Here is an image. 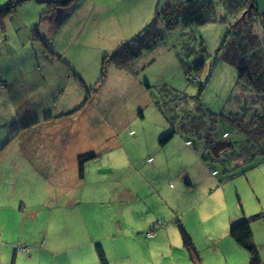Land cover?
<instances>
[{"label":"rangeland","instance_id":"rangeland-1","mask_svg":"<svg viewBox=\"0 0 264 264\" xmlns=\"http://www.w3.org/2000/svg\"><path fill=\"white\" fill-rule=\"evenodd\" d=\"M8 1L17 2L0 0V7ZM214 1L212 20L201 26L183 27L182 15L169 30L158 22L160 40L154 48L143 50L125 73L131 76L132 82L140 84L137 87L121 77L124 73L112 57L131 43L135 35L151 26L163 0H22L18 5L9 6V15L5 14L0 25V162L7 153L16 155L17 149H22L18 146L26 139L28 128L27 123H20V117L30 119L43 108L45 112L55 110V102L57 108L64 105V96L60 93L67 84L61 86L58 82L69 75L81 81L95 109H106L110 113V122L116 120L119 109H126V118L129 114L140 117L142 113L146 115L144 124L155 122L158 127H169L160 131L158 141L171 130L158 104L164 110L181 104L189 113V131L176 130L173 140L159 144L160 148L155 146L170 159L173 151L181 148L179 141L190 150L181 148L182 156L177 155L168 163L169 169L164 162L145 158L136 147L138 161L133 157L129 162L124 161L122 180L116 184V188L130 189L136 195L125 194L119 201L120 195L108 188L114 185L112 183L101 192L95 191V209L112 214L113 209L122 206L127 211L132 204L155 222L149 233L147 230L137 235L136 242L122 243L127 256L124 262L107 259L108 264H249V252L245 249L226 258L225 249L232 239L228 234L221 236L224 227L219 224L218 211L224 205H232L239 216L242 210L246 216L249 210L254 211L252 215L264 214V157L254 159L247 153L243 159L230 151L226 155L227 151L220 149V160L209 165L200 158L198 144L193 143L199 141L207 153H211L213 146L238 138L237 127L228 122L229 119L235 125H244L254 109H260L259 104L252 105L254 98L250 93L242 94L237 81L239 68L222 58L225 48L220 44L229 21L223 22L221 3ZM201 47L205 52H200L204 55L198 61L203 64L197 73L195 56L188 55L187 51H198ZM189 67L190 75L197 74L199 82L188 81ZM138 87H142L149 98L143 105H136ZM69 90L65 91V96ZM171 92L179 93V97ZM120 93H124L123 98L113 96ZM246 106L248 114L242 115L241 109ZM167 113L168 119L173 117L170 111ZM172 123H181V118L173 119ZM128 124L135 132L136 123L132 125L128 121ZM39 132L40 126L28 133L37 135ZM134 132L128 135L134 138ZM8 140L11 142L6 146ZM146 153H150V148ZM179 173L183 175L178 177ZM172 174L174 178L170 179ZM3 213V240L14 239L15 242L0 241V247L1 243L10 245L0 264H11L13 249L20 245L19 239L41 237L40 226L45 218L41 212L36 229L27 223L21 228L22 219L10 207ZM259 220L264 223L263 218L256 221ZM179 224L193 235L190 237L193 250L182 245ZM263 230V225L255 228L259 245ZM155 234L158 235L151 242L148 238ZM70 255L73 256L72 251H68L67 256L60 253L42 260V264H73L76 259H68ZM194 257H198V261ZM37 258L35 255L29 261L18 256L14 264H38Z\"/></svg>","mask_w":264,"mask_h":264},{"label":"crops","instance_id":"crops-1","mask_svg":"<svg viewBox=\"0 0 264 264\" xmlns=\"http://www.w3.org/2000/svg\"><path fill=\"white\" fill-rule=\"evenodd\" d=\"M256 1L261 6L257 5V7L264 10V0ZM119 70L124 73L123 76L120 74L124 80L130 81L135 87L140 86L133 77L135 82L130 80L131 76H126L127 70L121 68ZM58 83L61 86L67 84L60 93L62 97L64 96L62 100L64 105L57 108V102H55V110L45 112L43 108L40 113L33 115L30 119L20 117V123H27L28 132L39 126L40 132L37 135L27 132L22 146H18L22 148L17 149L18 154L7 153L2 156L3 159L0 162V241L15 242L14 239L13 241L3 240V210L10 207V210L22 219L21 228L27 223L34 229L38 227V217L42 212L45 219L40 226L41 237L38 236V240L32 238V242L28 241L32 239L24 236L19 239L20 245H16L14 259L21 256L22 259L31 261L35 255H38V264H42V260L46 261L49 257H55L60 253H66L67 256V252L72 251L73 256H68V259H76V262L71 261L73 264H99L95 247L100 244L108 261L121 260L124 262L123 259L127 256L122 243L128 240L136 242L137 235L147 230L149 233L155 222L147 218L138 206L134 208L132 204L129 210H123L120 206L113 209L112 214L104 212V209H95L96 201L93 198L95 191L101 192L112 183L114 185L108 188L114 189L115 195H120L119 201L125 194L132 197L136 195L130 189L116 188V184L122 180L124 161L129 162L132 157L134 161H138L136 147H139L140 153L145 158L148 156L164 162L167 169L170 167L168 163L177 155H179L178 158L182 156L181 148L190 150L183 141H179L181 148L173 151L170 159L155 149V146L160 148V140L157 139L160 131L164 128V132L169 127H158L155 122L144 124L146 115L142 113L140 117L129 114L126 118V109H119L117 122L116 120L110 122V113H107L106 109H95L89 103L90 98L84 95L85 90L82 89L81 81L75 75H69V78ZM67 89L70 90L65 96ZM138 89L136 105H143L149 101V98L142 87ZM113 96L123 98L124 93ZM117 108H122V106ZM128 121H131L132 125L136 123L135 132ZM128 132H134V138H131ZM23 133L26 132L23 131ZM10 142L8 140L6 146H9ZM149 148L150 153H146ZM91 152L96 153L97 157L84 163L81 177L77 158L79 155ZM182 175L183 173H179L178 177ZM172 178L174 174L170 179ZM165 184L168 187V183ZM239 206L242 210V206ZM252 212L254 211L249 210V215L246 216L242 210V215L239 216L235 207L232 209V205L222 206L218 211L221 219L219 224L222 223L224 227L221 236L228 234L230 237L228 228L234 222L248 218ZM145 218L147 219L144 220ZM258 225L264 226V223L260 220L253 222L251 232L260 262H264V237L261 238L260 245L257 243L259 240L256 239L255 228ZM157 235H152L148 239L152 242ZM191 235L189 232L192 238L193 235ZM18 246L27 248V251L20 250ZM8 249L10 245L1 243L0 260ZM240 249L243 248L232 240V243L227 244L225 249L226 258L232 257V253L237 254ZM228 253L231 255L227 256Z\"/></svg>","mask_w":264,"mask_h":264},{"label":"trees","instance_id":"trees-1","mask_svg":"<svg viewBox=\"0 0 264 264\" xmlns=\"http://www.w3.org/2000/svg\"><path fill=\"white\" fill-rule=\"evenodd\" d=\"M22 0L7 2L4 7H0V25L3 24L5 17L8 14L9 6L18 5ZM221 8L224 10L223 22H228L223 39L220 46H224L222 58L230 65L239 68L238 84L242 91V94L247 96L249 93L253 96L252 105L259 104L260 109H254L251 111L252 116L246 123L235 125L230 119L232 125L237 127L238 138L231 142L224 144H218L212 147V152L207 153L205 148L197 140L193 143L198 144L200 158L203 162H209L207 164L213 165L217 163L220 158L218 152L222 149V152L227 151L226 155L234 153L236 156L246 159V154L249 153L251 158L264 157V10H260L257 7L256 0H219ZM216 3L214 0H163L162 6L157 8L155 12V20L152 21L150 27L144 31L135 35L131 43L124 46V48L114 55L113 60L116 66L121 69L129 70L131 65L141 56L143 50H150L155 47L156 43L160 40V32L157 31L158 22H162L169 30L176 23H178V16L180 18L183 27H197L212 20L210 14L213 13V8ZM160 5V4H159ZM211 8V10H210ZM6 13H3L4 11ZM185 11L180 13V11ZM9 15V14H8ZM214 21V20H213ZM228 39V41H227ZM201 50V51H200ZM200 50L194 51L188 49V55L195 56L194 60L197 63L196 72L198 73L199 67L203 62H200L202 56L200 52H205V48L201 47ZM187 72V76L191 74V67ZM103 76V74H101ZM199 76L195 74V77ZM189 81V80H188ZM199 82V78L195 80ZM190 80V82H195ZM88 97L89 92L85 90ZM171 95L178 96L179 93H170ZM249 94V95H250ZM158 104V102H157ZM158 107L165 116L167 122L171 126L170 132L160 140V144L167 143L168 140L176 133V130H180L183 133L190 130L188 121L189 113L184 106L177 104L176 107L169 109H162ZM165 111V112H164ZM168 111L173 117L168 119ZM185 111L187 113H185ZM242 115H247V106L241 109ZM182 112V113H181ZM180 117L181 123L173 124V119ZM261 120H260V119ZM230 151V153H228ZM207 153V154H206ZM96 153H86L79 155L77 158L79 175L82 177L83 166L86 161L95 159ZM221 157V156H220ZM260 218L264 219V214H254L233 223L229 228V236L240 247L249 252V264H259L260 256L253 241L250 223ZM181 240L183 246L188 250H193V244L191 238L186 230L179 224ZM20 247V246H18ZM27 251V250H26ZM16 248L13 249L11 258V264H14V253ZM95 252L99 260V264H108L105 252L101 245H96ZM197 260L198 257H194ZM198 261V260H197Z\"/></svg>","mask_w":264,"mask_h":264},{"label":"built area","instance_id":"built-area-1","mask_svg":"<svg viewBox=\"0 0 264 264\" xmlns=\"http://www.w3.org/2000/svg\"><path fill=\"white\" fill-rule=\"evenodd\" d=\"M187 78H188V80L190 81V80H197L196 78H193L191 75H188L187 76ZM20 250H22V251H26L27 250V248H25V247H22V246H20V247H18Z\"/></svg>","mask_w":264,"mask_h":264}]
</instances>
